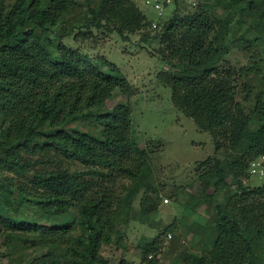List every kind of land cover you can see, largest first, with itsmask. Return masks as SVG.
Masks as SVG:
<instances>
[{"label":"trees","instance_id":"1","mask_svg":"<svg viewBox=\"0 0 264 264\" xmlns=\"http://www.w3.org/2000/svg\"><path fill=\"white\" fill-rule=\"evenodd\" d=\"M241 3L264 21V0H201L190 13L176 6L163 33L153 36L167 44L171 70L162 80L173 102L214 136L217 150L229 152L205 163L204 182L212 191L196 202L211 206L214 216L211 223L189 226L202 253L185 251L173 264H264V205L252 199L262 189L241 181L250 161L264 156V91L251 111L237 100L235 79L223 63L239 19L218 13ZM146 21L133 0H0V169L27 180L19 186L0 179V234L8 247L20 239L36 250L68 247L64 262L41 250L35 264H109L100 247L113 242L122 209L114 208L102 182L119 174L137 180L148 156L132 133L130 105L114 113L100 110L116 91L130 94L119 67L64 40L105 29L127 40ZM89 115L97 132L72 126ZM23 152L40 157L27 159ZM75 163L83 169H73ZM126 202L130 207L131 197ZM25 207L31 211L23 217L12 214V208L24 213ZM58 217L68 219L55 222ZM156 245V239L141 245L144 259Z\"/></svg>","mask_w":264,"mask_h":264},{"label":"rangeland","instance_id":"2","mask_svg":"<svg viewBox=\"0 0 264 264\" xmlns=\"http://www.w3.org/2000/svg\"><path fill=\"white\" fill-rule=\"evenodd\" d=\"M133 1L147 21L141 31L128 35L127 40L105 29L95 31L86 39L70 38L64 43L96 61H107L119 67L131 87L130 94L116 91L100 110L114 113L122 104L130 105L132 133L148 156L137 180L119 174L102 182L111 193L114 208L121 205L122 219L113 242L103 244L99 254L109 264H173L185 251L202 253L198 236L189 230V226L191 221L211 223L214 216L211 206L196 202L200 195L212 191L205 186L204 176L209 170L205 163L211 161L212 165L214 159H224L229 152L225 147L217 150L214 136L201 131L194 120L175 105L171 88L162 80V73L171 70L166 60L167 44L153 38L156 33H163L162 27L175 13L176 6L180 13H190L198 8L201 0H171L163 10L156 9L152 0ZM218 13L223 18L233 13L239 19L230 33V50L223 68L235 79L237 100L251 111L258 95L264 91V21H256L255 13L245 3L229 10L220 8ZM145 35L149 36L147 40ZM97 124L89 115L72 126L97 132ZM3 125L4 120L0 117V127ZM257 134L258 128L253 124L251 135ZM23 156L27 159L40 157L26 152ZM71 167L83 169L80 163ZM0 179L19 186L27 182L15 173L1 169ZM241 181L251 190L262 189L252 199L264 205V156L250 161ZM129 197L130 207L126 202ZM191 203L193 207L188 208ZM30 211L29 207H25L24 213L12 208V214L17 217ZM70 216H75V212L72 211ZM67 219L58 217L54 221ZM79 233L78 230L75 234ZM4 237L0 234V264H35L41 250L59 255L61 262L68 258L65 244L36 250L27 240L20 239L8 247ZM152 239L157 240L156 248L144 259L141 245Z\"/></svg>","mask_w":264,"mask_h":264},{"label":"built area","instance_id":"3","mask_svg":"<svg viewBox=\"0 0 264 264\" xmlns=\"http://www.w3.org/2000/svg\"><path fill=\"white\" fill-rule=\"evenodd\" d=\"M154 3V6L158 10H163L166 6V3H169L171 0H152Z\"/></svg>","mask_w":264,"mask_h":264}]
</instances>
